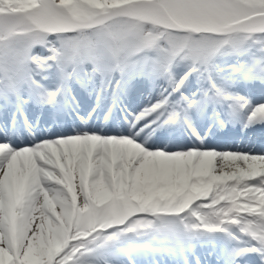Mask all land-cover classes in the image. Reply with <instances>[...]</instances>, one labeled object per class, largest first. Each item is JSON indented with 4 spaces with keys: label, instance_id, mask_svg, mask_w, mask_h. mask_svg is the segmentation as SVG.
Returning a JSON list of instances; mask_svg holds the SVG:
<instances>
[{
    "label": "snow or ice",
    "instance_id": "1",
    "mask_svg": "<svg viewBox=\"0 0 264 264\" xmlns=\"http://www.w3.org/2000/svg\"><path fill=\"white\" fill-rule=\"evenodd\" d=\"M0 264H264V0H0Z\"/></svg>",
    "mask_w": 264,
    "mask_h": 264
}]
</instances>
